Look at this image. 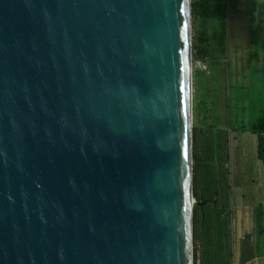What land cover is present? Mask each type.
Wrapping results in <instances>:
<instances>
[{
	"label": "water",
	"instance_id": "95a60500",
	"mask_svg": "<svg viewBox=\"0 0 264 264\" xmlns=\"http://www.w3.org/2000/svg\"><path fill=\"white\" fill-rule=\"evenodd\" d=\"M190 0H0V264H193Z\"/></svg>",
	"mask_w": 264,
	"mask_h": 264
},
{
	"label": "rangeland",
	"instance_id": "374dc122",
	"mask_svg": "<svg viewBox=\"0 0 264 264\" xmlns=\"http://www.w3.org/2000/svg\"><path fill=\"white\" fill-rule=\"evenodd\" d=\"M197 1L190 0L191 135L193 128H223L230 155L251 156L257 151L251 125L264 105V0H225L224 31L217 33L213 9L203 20L192 7Z\"/></svg>",
	"mask_w": 264,
	"mask_h": 264
},
{
	"label": "crops",
	"instance_id": "0c3cea01",
	"mask_svg": "<svg viewBox=\"0 0 264 264\" xmlns=\"http://www.w3.org/2000/svg\"><path fill=\"white\" fill-rule=\"evenodd\" d=\"M261 165L257 153L251 156L243 151L237 156L229 153L224 163L225 199L210 205L206 202L195 204L198 209L195 226L192 214L193 264H264ZM216 209L222 210L223 215L208 224V213ZM214 226H217L216 231L212 230ZM228 251L230 258L227 263Z\"/></svg>",
	"mask_w": 264,
	"mask_h": 264
},
{
	"label": "trees",
	"instance_id": "16d2710c",
	"mask_svg": "<svg viewBox=\"0 0 264 264\" xmlns=\"http://www.w3.org/2000/svg\"><path fill=\"white\" fill-rule=\"evenodd\" d=\"M201 19L206 20V11L213 9L214 28L216 33L223 28L226 19L225 0H198L192 7ZM199 10V11H198ZM219 41V50H222ZM251 132L256 135L257 157L264 168V105L261 114L251 125ZM227 131L220 127L193 128L192 130V192L195 200L205 201L206 205L218 203L225 199L226 174L224 163L229 158V139ZM205 204V203H204ZM203 205V204H202ZM198 206L193 208V224L197 222L196 212ZM223 215V211L216 209L208 213L206 222H215L216 217ZM224 222V219H223ZM217 230V226L212 228ZM230 251L227 254V263Z\"/></svg>",
	"mask_w": 264,
	"mask_h": 264
},
{
	"label": "flooded vegetation",
	"instance_id": "af4514ba",
	"mask_svg": "<svg viewBox=\"0 0 264 264\" xmlns=\"http://www.w3.org/2000/svg\"><path fill=\"white\" fill-rule=\"evenodd\" d=\"M194 11H195V6H194Z\"/></svg>",
	"mask_w": 264,
	"mask_h": 264
},
{
	"label": "built area",
	"instance_id": "2783aa9c",
	"mask_svg": "<svg viewBox=\"0 0 264 264\" xmlns=\"http://www.w3.org/2000/svg\"><path fill=\"white\" fill-rule=\"evenodd\" d=\"M232 264V263H231Z\"/></svg>",
	"mask_w": 264,
	"mask_h": 264
}]
</instances>
